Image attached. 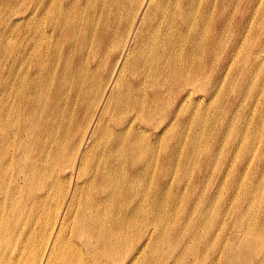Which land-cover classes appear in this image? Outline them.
<instances>
[{
	"label": "bare ground",
	"instance_id": "6f19581e",
	"mask_svg": "<svg viewBox=\"0 0 264 264\" xmlns=\"http://www.w3.org/2000/svg\"><path fill=\"white\" fill-rule=\"evenodd\" d=\"M50 1L0 0V4L14 2L16 6L14 19L0 29V264H143L148 247L155 246L163 235L160 225L167 218L165 196L170 197L169 191L177 188L175 100L183 105L201 92L203 95L195 98L200 101L209 95V87L223 83L243 44L242 15L235 21L237 26L229 28L237 14L226 9L237 5L236 0H206L208 10L203 13L204 0H175L173 6L156 0H85L86 15L77 20L79 15L73 18L70 10ZM79 2L69 0L67 5L84 4ZM246 3L252 6L255 0ZM47 7L59 12L50 14L49 23L41 18ZM216 16L221 21L218 28H212ZM121 17L127 24L125 31L119 23ZM45 23L53 26L51 34L44 30ZM14 32L18 35L15 39ZM135 122L144 123L153 135L139 130ZM66 165L69 168L59 177L57 168ZM149 224L154 229L151 232L146 229ZM202 227L205 229V224ZM239 254L238 250L228 255L229 262L235 264Z\"/></svg>",
	"mask_w": 264,
	"mask_h": 264
},
{
	"label": "rangeland",
	"instance_id": "374dc122",
	"mask_svg": "<svg viewBox=\"0 0 264 264\" xmlns=\"http://www.w3.org/2000/svg\"><path fill=\"white\" fill-rule=\"evenodd\" d=\"M69 0H51L50 4H55V6L63 9L70 10L72 17L79 15L77 20L83 18L86 15V3L85 0H79L80 3H84L81 6L67 5ZM75 1V0H72ZM158 3L162 2L173 6L175 0H156ZM204 0L201 6V11L207 12L208 7ZM214 0L213 2H215ZM259 2V3H258ZM264 0H255L253 5L249 6L246 0H236L237 5H228L226 12L235 13V17L231 20L229 28L231 26L235 27L238 15H242L243 21L241 22V28L244 32V38L242 39V46L240 52L234 57L233 66L226 72L227 77L219 86L209 87V95L205 99L196 101V95H201L202 93H196L195 98L186 101L183 105L179 104L175 100V188L169 191V196H165V203L168 202L166 206L167 218L164 220L161 227L162 238L152 246L147 249V260H144L143 264H231L228 260V255L232 252H237L239 250L240 254L235 258V264H264V239L262 236L264 234ZM14 2H4L0 4V29L2 27L6 28V24H9L14 19V13L16 6ZM235 3V4H236ZM6 4V5H4ZM8 5V7H7ZM13 5V6H12ZM255 6V7H254ZM7 7V8H6ZM69 7V8H68ZM235 7V8H234ZM12 8V9H11ZM232 8V9H231ZM257 8V9H256ZM6 11H5V10ZM235 9V10H234ZM10 10V11H9ZM229 10V11H228ZM255 10V11H254ZM258 12H257V11ZM253 11V12H252ZM261 11V12H260ZM4 13V14H2ZM43 16V22L49 23L50 14H59L58 10L53 7H47L46 11L41 12ZM40 11L35 15L34 19L38 17ZM8 14V17H7ZM12 16H11V15ZM252 14V15H251ZM254 14V15H253ZM250 15V16H249ZM46 16L47 18H45ZM253 16V17H252ZM255 16V17H254ZM5 17V18H4ZM263 17V18H262ZM255 18V19H254ZM262 18V20H261ZM120 25H123L124 31L125 20L120 18ZM202 23L203 21L197 18ZM3 20V21H2ZM5 20V21H4ZM11 20V21H10ZM261 20V21H260ZM221 21L218 16L214 18V23L211 22L212 28H218L219 22ZM2 22V24H1ZM6 22V24H5ZM9 22V23H8ZM4 23V24H3ZM83 23V22H82ZM208 23V21H204ZM250 23V24H249ZM260 24V25H259ZM5 25V26H4ZM44 30L47 34H51V27L49 24H44ZM247 25V26H245ZM256 26V27H255ZM248 27V28H247ZM253 27V28H251ZM3 28V29H4ZM246 28V29H245ZM2 29V30H3ZM248 29V30H247ZM258 29V30H257ZM261 29V30H260ZM0 30V31H2ZM247 31V33H246ZM250 31V32H249ZM249 32V33H248ZM259 32V33H258ZM1 33V32H0ZM256 33V34H255ZM57 34V33H56ZM230 34V29L227 32ZM249 34V35H248ZM260 34V35H259ZM18 35H12V38H16ZM261 36V37H260ZM256 38V39H255ZM249 39V40H248ZM251 40V41H250ZM13 42V41H12ZM253 42V43H252ZM14 43V42H13ZM248 44V45H247ZM245 45V46H244ZM250 45V46H249ZM244 46V48H243ZM253 46V48H252ZM252 48V49H251ZM260 48V49H259ZM263 51H261L262 49ZM241 50L243 52H241ZM251 50V51H250ZM260 50V51H259ZM261 52L260 57L258 53ZM263 53V54H262ZM240 54V55H239ZM246 54V56H245ZM249 54V55H248ZM254 54V55H253ZM257 54V55H256ZM256 55V56H255ZM256 57V58H255ZM236 58V59H235ZM254 60V61H253ZM240 64H239V63ZM242 62V63H241ZM262 62V63H261ZM238 63V64H236ZM245 63V64H244ZM236 64V65H235ZM260 64V65H259ZM263 64V65H262ZM94 65V64H93ZM262 65V66H261ZM237 66V67H236ZM243 66V67H242ZM245 66V67H244ZM250 66V67H249ZM258 67V68H257ZM257 68V69H256ZM242 69V70H241ZM254 70V71H253ZM241 71V72H239ZM256 71V72H255ZM262 72V73H259ZM254 72V73H253ZM236 73V76H235ZM239 73V74H238ZM258 73V74H257ZM257 74V75H256ZM260 74V75H259ZM255 75V76H254ZM258 76V77H257ZM263 76V77H262ZM235 77V78H234ZM239 77V78H238ZM254 77V78H253ZM242 78V79H241ZM246 80H245V79ZM232 79V80H231ZM133 80V79H132ZM263 80V81H262ZM241 81V82H240ZM235 82V83H234ZM255 82V83H254ZM261 82V83H260ZM257 83V84H256ZM262 84V85H261ZM249 85V86H248ZM254 85V86H253ZM252 87V88H251ZM240 88V89H239ZM254 88V89H253ZM256 88V91H255ZM176 89V88H175ZM213 89V90H212ZM247 89V90H246ZM251 89V90H250ZM258 89V90H257ZM221 90V91H220ZM233 90V91H232ZM239 90V91H238ZM247 91V92H246ZM249 91V93H248ZM231 92V93H230ZM242 92V93H241ZM176 93V91H175ZM216 93V94H215ZM229 93V94H228ZM251 93V94H250ZM258 93V94H256ZM262 93V94H261ZM213 96H212V95ZM240 94V95H239ZM246 94H249L246 96ZM203 95V94H202ZM222 95V96H221ZM242 95V97H241ZM261 96V97H260ZM211 97V98H210ZM233 97V98H232ZM251 97V99H250ZM256 97V98H255ZM260 99H259V98ZM228 98V99H227ZM237 98V99H236ZM246 98V99H245ZM253 98V99H252ZM263 98V99H262ZM214 99V100H213ZM218 99V101H217ZM240 99V100H239ZM255 99V100H254ZM259 99V100H258ZM245 102H243V101ZM195 101V102H194ZM257 101V102H256ZM259 101V102H258ZM215 102V103H214ZM254 102V103H253ZM178 103V104H177ZM244 103V104H243ZM210 104V105H209ZM212 104V105H211ZM238 104V105H237ZM251 104V105H250ZM259 104V105H258ZM186 105V107H185ZM188 105V106H187ZM208 107H207V106ZM227 105V106H226ZM234 105V106H233ZM244 105V106H243ZM211 106V107H210ZM257 106V107H256ZM185 107V108H183ZM206 107V108H205ZM235 107V108H234ZM237 107V108H236ZM239 107H241L239 109ZM245 107V108H244ZM187 108V109H186ZM199 108V109H198ZM181 109V110H180ZM194 109V110H193ZM204 109V110H203ZM217 109V110H216ZM222 109V111H221ZM249 109V110H248ZM192 110V111H191ZM209 110V111H207ZM236 110V111H235ZM261 110V111H259ZM241 111V112H240ZM254 111V112H253ZM181 112V113H180ZM184 112V113H183ZM193 112V113H191ZM203 112V113H202ZM222 112V113H220ZM237 112V113H235ZM247 112V113H246ZM262 117H261V114ZM188 113V114H186ZM191 113V115H190ZM201 113V114H200ZM180 114V115H179ZM194 114V115H193ZM199 115V118L197 116ZM206 114V115H205ZM234 114V115H233ZM248 116H246V115ZM251 114V115H250ZM193 115V116H192ZM201 115V116H200ZM214 115V116H213ZM225 115V116H224ZM232 115V116H231ZM133 116V115H131ZM210 116V117H209ZM219 116V118H218ZM243 116V117H242ZM252 118H251V117ZM193 117V118H192ZM205 119H204V118ZM260 117L262 119H260ZM187 118V119H186ZM195 118V119H194ZM222 118V119H221ZM229 118V119H228ZM231 118H233L231 120ZM243 118V119H242ZM251 118V119H250ZM200 119V120H199ZM203 119V120H202ZM217 121H216V120ZM184 120V121H183ZM228 120V121H227ZM244 120V121H242ZM248 123H247V121ZM252 120V121H251ZM192 121V122H191ZM203 121V122H202ZM258 121V122H257ZM198 122V123H197ZM208 122V123H207ZM219 122H221L219 124ZM228 122V123H227ZM188 123V124H187ZM193 123L196 125L193 126ZM197 123V124H196ZM206 123V124H205ZM213 123V124H212ZM241 123V124H240ZM257 123V124H256ZM188 126H187V125ZM210 124V125H209ZM230 124V125H229ZM237 124V125H236ZM256 124V125H255ZM261 126H259V125ZM184 125V129H183ZM229 125V126H228ZM135 126L145 134H151V131L147 130L144 123L135 122ZM186 126V128H185ZM214 126V127H213ZM233 126V127H232ZM241 126V128H240ZM198 127V128H197ZM232 127V128H230ZM239 127V128H238ZM253 127V128H252ZM258 127V128H257ZM204 128V129H202ZM218 128V129H217ZM243 128V129H242ZM247 128V129H246ZM255 128V129H254ZM217 129V130H216ZM226 129V130H225ZM241 131H240V130ZM246 129V130H244ZM249 129V131H247ZM183 130V132H182ZM186 130V132L184 131ZM196 130V131H194ZM212 130V131H211ZM235 130V131H234ZM243 130V131H242ZM253 130V131H252ZM256 130V132H255ZM263 130V131H262ZM177 131V132H176ZM226 131V132H225ZM238 131V132H236ZM262 131V132H261ZM156 132V131H155ZM159 132V130H157ZM182 132V133H181ZM230 134H229V133ZM245 132V133H243ZM252 132V133H251ZM200 133V134H199ZM203 133V134H202ZM207 133V134H205ZM217 133V134H216ZM249 133V134H248ZM256 133V134H255ZM260 133V134H259ZM195 134V135H194ZM201 138H200V136ZM216 134V135H215ZM237 134V135H236ZM244 136H243V135ZM186 135V136H185ZM194 137H193V136ZM206 135V136H205ZM209 135V136H208ZM229 135V136H227ZM231 135V136H230ZM242 135V136H241ZM248 135V136H247ZM254 135V136H253ZM184 138H183V137ZM196 136V137H195ZM226 136V137H225ZM256 136V137H255ZM259 136V137H258ZM216 137V138H214ZM225 137V138H224ZM230 137V138H229ZM245 137V138H244ZM251 137V138H250ZM253 137V139H252ZM154 138V137H153ZM189 138V139H188ZM192 138V139H191ZM199 138V139H198ZM208 138V139H207ZM214 138V139H213ZM223 138V139H222ZM236 140H235V139ZM197 139V140H196ZM226 139V140H225ZM246 141H245V140ZM252 139V140H251ZM256 139V140H255ZM180 140V141H179ZM211 140V141H210ZM213 140V141H212ZM216 140V141H215ZM242 143L245 142L243 145ZM253 140L255 141L253 143ZM258 140V141H257ZM186 141L188 142L186 144ZM204 143H203V142ZM207 141V142H206ZM227 141V142H226ZM251 141V142H250ZM261 141V142H260ZM210 142V143H209ZM215 142V143H214ZM223 142V143H222ZM250 142V143H249ZM260 142V144H259ZM196 143V144H195ZM206 143V144H205ZM220 143V144H219ZM192 144V145H191ZM195 144V145H194ZM223 144V145H222ZM226 144V145H225ZM236 144V145H235ZM254 144V146H253ZM204 145V147H203ZM208 145V146H207ZM219 145V146H218ZM221 145V146H220ZM233 145V146H232ZM248 145V146H247ZM259 145V146H258ZM177 146V147H176ZM181 146V147H179ZM185 146H188L187 149ZM190 146V147H189ZM235 146V147H234ZM179 147V148H178ZM221 147V148H220ZM191 148H193L191 150ZM201 148V149H200ZM205 148V149H204ZM207 148V149H206ZM239 148V149H238ZM249 148V149H248ZM253 148V149H252ZM179 149V150H178ZM241 149V150H240ZM251 149V150H250ZM255 149L257 150L255 152ZM199 150V151H198ZM205 150V152H204ZM218 150V151H216ZM223 150V151H222ZM250 150V151H249ZM253 150V151H252ZM196 151V152H195ZM202 151V152H201ZM207 151V153H206ZM210 151V152H209ZM214 151V152H213ZM227 151V152H226ZM240 151L242 152L240 154ZM252 151V153H251ZM186 152V153H185ZM191 152V153H190ZM217 152V153H216ZM219 152V153H218ZM222 152V156H221ZM255 152V153H253ZM180 153V154H179ZM188 153V154H187ZM198 153V154H197ZM209 153V154H208ZM239 153V154H238ZM248 153L250 155L248 156ZM263 153V154H262ZM185 154V155H184ZM201 154V156H199ZM219 154V156H218ZM255 157L253 158V156ZM192 155V156H191ZM203 155V156H202ZM216 155V156H215ZM238 155H240L238 157ZM260 155V156H259ZM263 155V156H261ZM180 156V157H179ZM200 158H199V157ZM220 157V159L218 157ZM252 156V157H250ZM259 156V157H258ZM191 157V158H188ZM196 157V158H195ZM199 159H198V158ZM230 157V158H229ZM235 157V158H234ZM238 159H237V158ZM188 158V159H187ZM195 158V159H194ZM209 158V159H208ZM211 158V159H210ZM247 158V159H246ZM252 160H251V159ZM258 158V159H257ZM187 159V160H186ZM228 159V160H227ZM250 163H249V160ZM254 159V160H253ZM216 160V161H215ZM247 160V161H246ZM219 161V162H218ZM224 161V162H223ZM245 161L247 163H245ZM252 161V163H251ZM183 162V163H182ZM185 162V163H184ZM191 162V163H190ZM194 162V163H193ZM200 162V163H199ZM218 162V165L216 164ZM226 162V163H225ZM239 162V165H238ZM259 162V164H258ZM181 163V164H180ZM245 163V164H244ZM249 163V164H248ZM183 164V165H182ZM191 164V165H190ZM208 168H207V166ZM212 164V165H210ZM214 164V165H213ZM234 164V166H233ZM248 164V165H247ZM199 165V166H198ZM217 165V167H216ZM255 165V166H254ZM262 165V166H261ZM181 168H180V167ZM213 166V168H212ZM216 169H215V167ZM184 167V168H183ZM187 167V171L185 169ZM191 167V168H190ZM193 167V168H192ZM248 167V168H247ZM261 167V168H260ZM67 165L63 168L58 167L57 171H60V176H63L64 169H67ZM243 168V169H242ZM256 168V169H255ZM191 169V170H190ZM206 169V170H205ZM215 169V170H214ZM254 169V170H253ZM179 170V171H178ZM183 170V171H182ZM192 172H190V171ZM197 170V173L195 172ZM199 170V172H198ZM213 170V172H212ZM256 170V171H255ZM189 171V174H188ZM205 171V172H204ZM210 171V172H209ZM226 171V172H225ZM235 171V172H234ZM242 171V172H241ZM246 171V172H244ZM232 174H230V173ZM241 172V173H240ZM255 172V173H254ZM179 173V174H177ZM206 173V174H205ZM214 173V174H213ZM238 173V174H237ZM243 173V174H242ZM251 173V174H250ZM177 174V175H176ZM184 174V175H183ZM187 174V176H185ZM192 174V175H191ZM205 174V176H204ZM224 176H222V175ZM246 174V175H245ZM212 175V176H211ZM244 175V176H243ZM253 175V176H252ZM176 176H178L176 178ZM207 176V177H206ZM252 176V177H251ZM86 177V176H84ZM197 177V178H196ZM226 177H228L226 179ZM238 177V178H237ZM63 178V177H62ZM183 178V179H182ZM187 180H186V179ZM207 178V179H206ZM237 178V179H236ZM240 178V179H239ZM243 178V179H242ZM251 178V180H250ZM255 178V179H254ZM179 179V180H178ZM202 179V180H201ZM224 179V180H223ZM229 179V180H228ZM254 179V180H253ZM262 179L263 181H260ZM178 180V181H177ZM181 180V181H180ZM199 180V181H198ZM208 182H207V181ZM227 180V181H226ZM238 180V181H237ZM249 180V181H248ZM238 183L236 185V183ZM242 181V182H241ZM258 181V184H257ZM23 179L21 184H23ZM179 182V183H178ZM202 182V183H201ZM211 182V183H210ZM234 182V183H233ZM241 182V183H240ZM246 182H248L246 184ZM251 182V184H250ZM256 182V184H255ZM179 185H178V184ZM185 183V184H184ZM207 183V184H205ZM218 183V184H217ZM221 183V186H220ZM194 184V185H193ZM209 184V185H208ZM231 184V185H230ZM242 184V185H241ZM198 185V186H197ZM225 185V186H224ZM252 185V186H250ZM217 186L219 188H217ZM240 186V188H239ZM245 186V187H244ZM255 188H254V187ZM262 186V187H261ZM206 187V188H205ZM186 188V189H185ZM192 188V189H191ZM203 188V189H202ZM217 188V189H216ZM245 188V189H244ZM252 188V190H251ZM257 188V189H256ZM259 188V189H258ZM220 189V190H219ZM221 189H224L221 191ZM235 189V190H234ZM240 189V190H239ZM263 189V190H261ZM243 190V191H242ZM262 191L260 193V191ZM182 191V192H181ZM188 191V193H187ZM193 191V192H192ZM202 191V194L199 193ZM214 191V192H213ZM221 191V192H220ZM238 191V192H237ZM245 191V192H244ZM259 191V193L257 192ZM185 192V193H184ZM192 192V193H191ZM251 192V193H250ZM182 193V194H179ZM191 193V194H190ZM209 193V194H208ZM220 193V194H219ZM241 193V194H240ZM243 193V195H242ZM246 193V195H245ZM250 193V194H249ZM175 194V195H174ZM186 194V195H185ZM222 194V195H221ZM249 194V195H248ZM254 194V196H252ZM256 194L258 196H256ZM263 194V195H262ZM173 195V196H172ZM179 195V196H178ZM184 197H183V196ZM188 195V196H187ZM196 195V196H195ZM201 195V196H200ZM218 195V197H217ZM175 196V197H174ZM191 196V197H189ZM194 196V197H193ZM215 196V197H214ZM240 196V197H239ZM243 196V197H242ZM250 196V197H249ZM174 197V198H173ZM204 197V198H203ZM211 199H210V198ZM215 200H214V198ZM258 197V198H256ZM181 198V199H180ZM194 198V199H193ZM199 198V199H198ZM203 198V200H202ZM218 198L219 200H216ZM221 198V199H220ZM171 199V200H169ZM174 199L176 200L174 202ZM188 199V200H187ZM197 199V201H196ZM206 199V200H205ZM238 199V200H237ZM244 199V200H243ZM256 199V200H255ZM199 200V202H198ZM211 200L213 202H211ZM228 200V201H227ZM249 200V201H248ZM262 200V201H261ZM180 203H178V202ZM182 201V202H181ZM184 201V202H183ZM195 201V203H194ZM206 201V202H205ZM218 201V202H217ZM245 201V202H244ZM177 202V203H176ZM209 202V203H208ZM217 202V203H216ZM250 202V203H248ZM252 202V204H251ZM258 202V203H254ZM261 202V205H260ZM263 202V203H262ZM174 203V204H173ZM198 203L200 205H198ZM204 203V204H203ZM214 203V204H213ZM248 203V204H247ZM237 204V205H236ZM243 204V206H242ZM258 204V205H257ZM177 205V206H176ZM208 205H210L208 207ZM219 205V206H218ZM234 205V206H233ZM254 205V206H253ZM176 206V207H174ZM180 206V207H178ZM183 206V207H182ZM192 206V207H191ZM198 206V207H197ZM214 208H213V207ZM247 206V207H246ZM252 206V207H251ZM261 206V207H260ZM197 207V208H196ZM202 207V208H201ZM237 207V208H236ZM249 207V208H248ZM255 207V208H254ZM177 208V209H176ZM181 208L183 210H181ZM210 208V209H209ZM217 208V209H215ZM226 208V209H225ZM252 208V209H250ZM261 208V209H260ZM176 209V211H175ZM192 211H191V210ZM196 209V210H195ZM207 209V210H204ZM214 209V210H213ZM236 209V211H235ZM243 209L245 211H243ZM195 210V211H194ZM204 210V211H203ZM217 210V212H216ZM225 210V211H224ZM227 210V211H226ZM252 210V211H251ZM191 211V212H190ZM207 213L209 214H206ZM238 211V212H237ZM241 211V212H240ZM247 211V212H246ZM172 212V214H171ZM180 212V213H179ZM204 212V213H203ZM210 212V213H209ZM218 214H216V213ZM227 212V213H226ZM257 212V213H256ZM169 213V214H168ZM176 213V214H175ZM195 213L194 215H192ZM198 213V214H197ZM213 213V214H212ZM242 213V214H241ZM246 215H244V214ZM252 213V214H251ZM261 213V215H260ZM180 214V215H179ZM205 214V215H203ZM228 214V215H227ZM242 216H241V215ZM169 215V216H168ZM171 215V216H170ZM213 215V216H212ZM227 215V216H226ZM240 215V216H239ZM187 216V217H186ZM193 216V219H192ZM198 216V217H197ZM204 216V218H203ZM244 216V217H243ZM259 216V217H258ZM262 216V217H261ZM172 217V218H171ZM178 217V218H176ZM189 217V218H188ZM206 217L208 219H206ZM210 217L212 219H210ZM240 217V218H239ZM199 220H198V219ZM226 218V219H225ZM178 221H177V220ZM214 219V220H213ZM224 219V220H223ZM241 221H240V220ZM243 219V220H242ZM247 219V220H246ZM253 219V220H252ZM256 219V221H255ZM190 220V221H189ZM196 220V222H195ZM208 222H207V221ZM213 220V221H212ZM251 220V221H249ZM170 221V222H169ZM174 221V222H173ZM192 221V222H191ZM202 221V222H201ZM210 221H212L210 223ZM220 221V222H219ZM254 221V222H253ZM186 222V223H185ZM195 222V224H194ZM223 222V223H222ZM226 222V223H225ZM238 222V223H237ZM240 222V223H239ZM165 223H167L165 225ZM175 226H171V224ZM177 223V224H176ZM183 223V224H182ZM188 223V224H187ZM197 223V224H196ZM205 224V229L202 227ZM249 223V224H248ZM253 223V224H252ZM258 223V229H257ZM194 224V227H193ZM203 224V225H202ZM210 224V225H209ZM223 224V225H222ZM239 224V227H238ZM247 224V225H246ZM183 227H182V226ZM185 225V226H184ZM188 225V227H187ZM201 225V226H200ZM212 225V226H211ZM237 225V226H236ZM246 225V226H245ZM263 225V226H262ZM146 229L151 232L153 229L152 224L148 225ZM197 226V227H196ZM210 228H209V227ZM219 226V227H218ZM224 226V227H222ZM240 226H242L240 228ZM253 226V227H252ZM174 228V229H171ZM196 227V228H195ZM218 227V228H217ZM251 227V228H250ZM260 227L261 231L260 232ZM164 228V229H163ZM168 228V229H167ZM180 228V229H179ZM187 228V229H185ZM200 228V229H198ZM246 228L248 230H246ZM263 228V229H262ZM182 229L184 231H182ZM191 229V231H190ZM198 231H196V230ZM207 229V232H206ZM238 229V230H237ZM244 229L246 232H244ZM250 229V230H249ZM171 235H170V231ZM173 230V231H172ZM224 230V231H223ZM237 230V231H236ZM240 230V231H239ZM256 230V232H255ZM167 231V232H166ZM187 231V232H186ZM220 231V232H219ZM222 231V232H221ZM252 231V232H251ZM254 231V232H253ZM165 232V233H164ZM178 232V233H177ZM183 232V233H182ZM200 232V233H199ZM206 232V233H205ZM219 232V233H218ZM224 232V233H223ZM248 232V234H246ZM182 233V234H181ZM197 233V234H196ZM215 233V234H214ZM220 235H218V234ZM221 233V234H220ZM239 233V235H238ZM242 235H241V234ZM259 236H257L258 234ZM263 233V234H262ZM166 234V235H165ZM184 234V235H183ZM186 234V235H185ZM192 234V235H191ZM195 234V235H194ZM199 234V235H198ZM204 234V235H203ZM217 234V236H216ZM245 234V236H244ZM262 234V235H261ZM183 235V236H181ZM231 235V236H230ZM261 235V236H260ZM164 236L167 238H164ZM178 236V237H176ZM198 236V238H197ZM214 236V237H213ZM216 236V237H215ZM249 236V237H247ZM251 236V237H250ZM258 240H257V237ZM176 237V238H175ZM181 237V239H180ZM196 239H195V238ZM229 237V238H228ZM243 237V238H241ZM245 237V238H244ZM254 237V238H253ZM259 237H261L259 239ZM169 238V239H168ZM173 238V239H172ZM178 238V239H177ZM183 238V239H182ZM212 240H211V239ZM189 239V240H188ZM199 239V240H198ZM204 239V240H202ZM216 241H215V240ZM239 239V242H238ZM248 239V240H247ZM254 239V240H253ZM168 240V241H167ZM181 240V241H179ZM209 240V241H208ZM232 240V242H231ZM242 240V241H240ZM262 240V241H260ZM188 241V242H187ZM192 241V242H191ZM198 241V242H197ZM178 243L176 245L175 243ZM211 242V243H210ZM223 242V243H222ZM229 242V245H228ZM242 242V243H241ZM250 242V244H248ZM256 242V244H255ZM261 242V243H260ZM189 246H188V244ZM199 243V244H198ZM231 243V244H230ZM239 243V244H238ZM244 243V244H243ZM167 244V245H166ZM170 244V245H169ZM174 244V245H172ZM180 244V245H179ZM191 244V245H190ZM226 246H225V245ZM243 244V245H241ZM157 245V246H156ZM169 245V246H168ZM199 245V246H198ZM164 246V247H163ZM168 248H165V247ZM175 248H174V247ZM179 246V247H178ZM183 246V247H182ZM211 246V247H210ZM229 246V247H228ZM260 246V247H259ZM261 246H263L261 248ZM154 247V248H152ZM173 249H172V248ZM194 247V248H193ZM198 247V248H197ZM202 247V248H201ZM210 248L208 250V248ZM150 248V250H149ZM160 248V249H159ZM162 248V249H161ZM171 248V249H170ZM187 248L186 250H184ZM191 248V249H190ZM196 248V250H195ZM201 248V249H200ZM214 248V249H213ZM156 251H155V250ZM207 249V251H206ZM213 249V250H212ZM260 251H259V250ZM263 249V250H262ZM153 250V251H151ZM160 250V251H159ZM173 250V251H172ZM193 252V255L191 252ZM211 250V251H210ZM262 250V251H261ZM161 251H166L165 253ZM169 251V253H168ZM205 251V252H204ZM224 251V252H223ZM226 251V252H225ZM229 251V252H227ZM158 252V253H157ZM184 254H182V253ZM187 252V255H185ZM162 253V254H161ZM171 253V254H170ZM177 253V254H176ZM180 253V255H179ZM189 253V254H188ZM151 254V256H150ZM165 254V255H164ZM171 256H170V255ZM197 254V255H196ZM208 256H207V255ZM218 254V255H217ZM222 254V255H221ZM261 254V255H260ZM185 255V256H184ZM205 255L206 258L203 256ZM161 256V257H160ZM184 256V257H183ZM190 258H189V257ZM156 257V258H155ZM168 257V258H167ZM176 257V258H175ZM180 257L182 260H180ZM174 258V259H173ZM196 258V259H194ZM202 258V259H199ZM223 258V259H222ZM263 258V259H262ZM152 259V260H151ZM154 259V260H153ZM206 259V260H205ZM216 259V260H215ZM262 259V260H261ZM168 260V261H167ZM172 260V261H171ZM180 260V262H179ZM201 260V261H200ZM205 260V261H204ZM219 260V262L217 261ZM260 260V262H259ZM158 261V262H157ZM183 261V262H182ZM194 261V262H193ZM201 263H200V262ZM203 261V262H202ZM168 262V263H167Z\"/></svg>",
	"mask_w": 264,
	"mask_h": 264
}]
</instances>
